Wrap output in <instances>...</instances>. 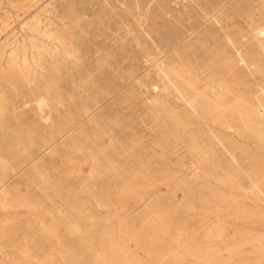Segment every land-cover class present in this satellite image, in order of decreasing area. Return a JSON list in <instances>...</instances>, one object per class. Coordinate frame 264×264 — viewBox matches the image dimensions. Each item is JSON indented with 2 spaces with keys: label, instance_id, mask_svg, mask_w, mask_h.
Masks as SVG:
<instances>
[{
  "label": "rangeland",
  "instance_id": "obj_1",
  "mask_svg": "<svg viewBox=\"0 0 264 264\" xmlns=\"http://www.w3.org/2000/svg\"><path fill=\"white\" fill-rule=\"evenodd\" d=\"M176 3L177 21L173 31L163 20L157 27L162 32L159 63L166 70L162 73L155 67L145 70L104 67L113 62L118 64L122 57L117 55L106 57L103 67H99L94 65L96 54H84L80 60L89 67L36 71L25 74V78L17 75L14 84L9 81L1 84L0 264H102L110 253L109 246L102 244L103 230L109 231L114 240L125 241V255L132 256L138 264H179L180 261V264H244L247 261L264 264L261 255L255 253L264 248L263 240H257L259 235L264 236V201L253 187L258 185L264 192V145L244 129L238 113L230 105L214 109L211 103L195 94L196 90L186 87L183 80L176 81L174 73L182 68L180 72L190 69L199 78L203 76L200 88L214 79V82L225 81L237 98L250 100L258 94L257 97L262 96L264 73L260 70L264 66V38L254 39L247 32L251 23L248 17L255 13L262 18V23L255 20L257 25L264 26V0H209L206 6L191 8ZM167 4L168 1H163L164 8ZM13 27L15 33L24 32V25L19 22H14ZM3 40L0 36V46ZM131 58L136 57L131 55ZM143 59L144 65L150 64L149 56ZM250 102L253 109L261 105L260 109H264V95L262 101ZM175 119L186 127V137L181 136L184 129H178ZM190 137H195L198 149L203 148L205 155L210 156L208 159L214 157V162L210 160L211 163L203 165L195 160ZM225 141L231 144L226 145ZM196 161L203 165H200L202 170ZM212 167L216 168L215 172ZM206 169L215 177L211 174L205 178ZM194 173L198 176L194 175L196 179L192 177ZM229 176L232 183L224 180ZM232 198L235 205L244 208L246 216L232 218L227 214L232 209ZM159 212L169 215L165 226L162 222L158 227L165 235L157 234L153 224L160 222L154 216ZM135 233H139V239L130 240ZM91 235L95 247L88 250ZM259 242L263 245L259 246ZM193 244L200 246L201 251L192 260L185 256L184 249ZM156 252L164 255L154 258L152 255ZM208 256L213 257L212 261ZM122 261L119 264H124Z\"/></svg>",
  "mask_w": 264,
  "mask_h": 264
},
{
  "label": "bare ground",
  "instance_id": "obj_2",
  "mask_svg": "<svg viewBox=\"0 0 264 264\" xmlns=\"http://www.w3.org/2000/svg\"><path fill=\"white\" fill-rule=\"evenodd\" d=\"M49 0H0V36H2V39H4L3 43H1L0 46V87L1 84L5 81H9L10 84H14L15 78L17 75H25L30 74L32 72L36 71H46V70H67V69H82L89 67L88 64H84L81 62V58L84 54H96V60L94 64L95 66L103 67V61L106 57L111 55H117L122 57L121 60H119L115 64V62L110 63L104 67H121L123 69H152V67L158 68V70L161 71V73L165 70L163 65L159 63L160 61V54L162 53L160 48V39L162 36V32L159 30L158 25L159 21L163 20L169 25V30L173 31V25L177 21V16H175L174 13V7L177 4L176 2H180L183 6L187 8H191L193 5H203L206 6L209 4V0H186L184 2L183 0H166L168 1V4L166 7H163V1L165 0H54V2L49 3ZM52 1V0H51ZM175 2L173 5H169L171 2ZM228 3V2H227ZM227 4H225L226 6ZM224 7V6H223ZM130 8L132 9V13L130 12ZM221 10V9H220ZM222 11V10H221ZM220 11V12H221ZM3 12H5V15H3ZM226 12V11H225ZM219 13V12H218ZM216 14V13H215ZM214 14V15H215ZM217 15V14H216ZM259 13H255L254 15L249 16L248 18L251 20V23L248 24L249 36H252L254 39L257 38V36L264 38V26L260 27L257 25V21L262 23L261 16L258 17ZM261 15V14H260ZM185 16V15H183ZM256 16L258 17L256 19ZM91 17V18H90ZM94 17L93 20H91ZM182 17V16H181ZM188 17V16H187ZM213 17V16H212ZM211 17V18H212ZM257 20V21H255ZM192 21V20H191ZM212 21V20H211ZM210 21V22H211ZM14 22H19L24 25V29L21 33H15L13 24ZM207 22V21H206ZM205 24V23H204ZM207 25V24H206ZM188 26V25H187ZM153 27L154 30H153ZM23 28V27H22ZM204 28V27H203ZM202 29V28H201ZM146 30H148L146 32ZM150 30V31H149ZM153 30V31H152ZM199 30V29H198ZM197 30V31H198ZM196 31V32H197ZM195 32V31H194ZM199 32V31H198ZM245 33V32H244ZM243 33V34H244ZM153 34V35H152ZM147 38V36H149ZM248 37V36H247ZM250 38V37H248ZM185 40V39H184ZM251 40V39H250ZM183 42V41H182ZM214 42V41H213ZM115 45L118 47L115 49ZM259 47V46H258ZM212 48V47H211ZM242 48V47H241ZM253 48V47H252ZM174 49V48H173ZM244 49V48H243ZM261 51V50H260ZM259 51V52H260ZM262 52V51H261ZM169 53V52H168ZM254 53V52H253ZM188 54V53H187ZM222 54V53H221ZM131 55H134L136 58H131ZM147 55L150 58V64L144 65L143 62L145 61L143 57ZM166 55V54H165ZM171 55V53H170ZM225 55V54H224ZM167 56V55H166ZM165 56V57H166ZM164 57V56H163ZM138 58V59H137ZM257 58V57H256ZM163 59V58H162ZM164 60V59H163ZM224 60V59H223ZM192 61V60H191ZM232 61V59H231ZM259 63V62H258ZM170 64V63H169ZM198 64V63H197ZM264 64V63H262ZM175 65V64H174ZM243 65V64H242ZM173 67V66H171ZM192 68V66H190ZM199 67V66H198ZM167 68V67H166ZM179 69V68H178ZM182 68H180L181 71ZM196 69V68H195ZM198 69V68H197ZM104 70V69H103ZM170 70V68H169ZM184 70V69H183ZM190 70V69H189ZM183 71L176 73L174 71L175 76H177V80H183L182 83L186 84V87L192 88L191 91L196 90L197 96L200 98L205 99V102L211 103L210 105L213 106L216 110H221L226 105H230L233 110H235L238 113V118L245 126L244 129L248 130L249 134L252 136H257L258 139L262 142L261 144L264 145V109H260L262 107L261 103H258L261 105L259 109H253L254 105L253 100H263V95L260 97H257L250 100H246L245 98H237L236 93L231 90L230 84L227 85V83L222 81H215L216 79H213L212 81H208L207 84H205L202 88L199 86L203 84L200 78L193 72ZM231 70V69H230ZM238 70V69H237ZM149 71V70H148ZM166 71V70H165ZM235 71V70H234ZM262 73H264V66H261ZM68 72V71H67ZM145 72V71H144ZM143 72V73H144ZM159 72V71H158ZM170 72V71H168ZM160 73V72H159ZM160 73V74H161ZM172 73V71H171ZM169 73V74H171ZM232 73V72H231ZM234 73V72H233ZM168 74V73H167ZM166 74V75H167ZM165 75V74H164ZM165 75V76H166ZM172 76V75H171ZM174 76V77H175ZM161 77V76H160ZM218 77V76H216ZM21 78V77H20ZM25 78V76H24ZM28 78V77H27ZM164 78V77H163ZM52 79V78H51ZM211 79V78H210ZM219 79V78H218ZM19 80V79H17ZM167 80V78L165 79ZM172 80V79H171ZM209 80V79H208ZM222 80V77H221ZM23 81V80H22ZM136 81V80H135ZM170 81V80H169ZM175 81V82H176ZM232 81H235L232 79ZM8 83V82H7ZM16 83V82H15ZM168 83V81H167ZM174 83V81H173ZM242 83V82H241ZM245 83V82H244ZM171 84V83H170ZM182 85V84H181ZM241 85V84H240ZM8 86V84H7ZM141 86V85H140ZM173 85H171L172 87ZM180 86V84H179ZM235 86V85H234ZM238 86V85H237ZM15 87V86H14ZM185 87V88H186ZM239 87V86H238ZM139 88V87H138ZM184 88V89H185ZM1 89V88H0ZM148 89V88H147ZM188 89V90H189ZM194 89V90H193ZM13 90V88H12ZM176 90V89H175ZM183 90V89H182ZM187 90V89H186ZM20 91V90H19ZM44 91V90H43ZM181 91V90H180ZM163 92H165L163 90ZM190 92V91H189ZM260 92V91H259ZM177 93V92H176ZM192 93V92H191ZM13 94V93H12ZM63 94V93H62ZM119 94V93H118ZM186 94V93H185ZM181 95V94H180ZM178 94V96H180ZM241 96V95H240ZM253 96V95H252ZM196 97V96H195ZM198 97V98H199ZM219 97V98H218ZM6 98V97H5ZM25 98V97H24ZM181 98V97H180ZM197 98V97H196ZM199 98V99H200ZM247 98V97H246ZM129 99V98H128ZM5 99L3 98V101ZM12 100V98H11ZM184 100V98H183ZM109 101V100H108ZM190 101V100H189ZM160 102V101H159ZM228 102V103H227ZM250 102V104L248 103ZM40 103V102H39ZM157 103V102H156ZM204 103V102H203ZM252 103V104H251ZM2 104V102H1ZM10 104V103H9ZM158 104V103H157ZM186 104V103H185ZM264 104V103H263ZM51 105V104H50ZM94 105V104H93ZM253 105V106H252ZM5 106V105H4ZM2 106V107H4ZM164 106V105H162ZM193 108L194 106L191 105ZM207 106V105H206ZM160 107V106H159ZM200 107V106H199ZM202 107V106H201ZM264 107V106H263ZM1 108V107H0ZM7 108V107H6ZM100 108V107H99ZM98 108V109H99ZM209 108V106H208ZM227 108V107H226ZM4 109V108H3ZM84 109V108H83ZM167 109V108H166ZM196 109V107H195ZM230 109V107H228ZM8 110V109H7ZM225 110V109H224ZM4 111V110H3ZM166 111V110H165ZM164 111V113H165ZM169 111V110H168ZM191 111V110H190ZM202 111V110H201ZM208 111V110H207ZM8 113V112H6ZM168 113V112H167ZM170 113V114H169ZM169 117L171 115V111L169 112ZM10 114V113H9ZM19 114V113H18ZM42 114V113H41ZM1 115V114H0ZM3 115V114H2ZM1 115V116H2ZM5 115V114H4ZM161 115V114H160ZM0 116V117H1ZM167 116V115H166ZM188 117V115H186ZM165 117V116H163ZM235 117V116H234ZM166 119V118H165ZM172 119V118H171ZM199 119V118H198ZM169 120V119H168ZM176 120V119H175ZM238 120V119H236ZM3 121V120H2ZM167 121V120H166ZM170 121V120H169ZM200 121V120H199ZM173 122V121H172ZM1 123V122H0ZM178 129L181 127L183 128V123L180 121H177ZM200 123V122H199ZM234 123V122H233ZM2 124V123H1ZM3 125V124H2ZM203 125V124H202ZM236 125V123H235ZM240 125V124H237ZM175 125V128L177 127ZM191 126V125H190ZM189 126V127H190ZM228 126V125H227ZM242 127V124L240 125ZM77 127V126H76ZM188 127V129H189ZM236 127V126H235ZM234 127V128H235ZM238 127V128H241ZM174 128V129H175ZM180 128V129H181ZM237 128V127H236ZM74 129V128H73ZM72 129V130H73ZM172 129V128H171ZM184 129V128H183ZM182 130V129H181ZM239 130V129H237ZM236 130V131H237ZM243 130V129H242ZM240 129V132L242 131ZM243 130V132H245ZM96 131V130H95ZM177 129H175V132ZM183 132L181 133L184 135V131L187 132V129L185 127ZM178 132V131H177ZM210 132V131H209ZM242 132V133H243ZM24 133V132H23ZM174 133V132H173ZM172 133V134H173ZM180 134V132H178ZM177 134L174 133V137ZM187 135H190L187 134ZM220 135V134H219ZM1 136V135H0ZM66 136V135H65ZM102 136V135H101ZM172 136V137H173ZM180 135H178L179 137ZM185 136V135H184ZM212 136V135H211ZM34 137V136H33ZM186 137V136H185ZM214 137V135H213ZM220 137V136H219ZM4 138V137H2ZM68 138V137H66ZM184 138V137H183ZM198 139V137L196 136ZM206 138V136H205ZM74 139V138H73ZM80 139V138H79ZM180 139V137L178 138ZM191 139V151L196 156L195 160L198 159L200 163H204L203 165H206L207 163H211L214 160L208 159L209 157L205 155L204 149H198L197 141L195 137H190ZM207 139V138H206ZM214 139H216L214 137ZM229 139V137L227 138ZM20 140V139H19ZM40 140V139H39ZM176 140V139H175ZM217 140V139H216ZM225 140V139H224ZM235 140V139H234ZM75 141V140H74ZM113 141V140H112ZM140 141V140H139ZM174 141V140H173ZM180 141V140H179ZM189 141V140H188ZM206 141V140H205ZM221 141V139H220ZM232 141V140H231ZM63 142V141H62ZM142 142V141H141ZM175 142V141H174ZM173 142V144H174ZM183 142V141H182ZM217 142V141H216ZM226 145L229 143L228 141H225ZM228 142V143H227ZM252 142V141H251ZM99 143V142H98ZM179 144V142H176ZM181 143V141H180ZM204 143V141H203ZM202 143V144H203ZM212 143V142H211ZM220 143V142H219ZM223 143V141L221 142ZM220 143V144H221ZM3 144V143H2ZM174 144V145H178ZM185 144V143H184ZM231 144V143H229ZM237 144V143H236ZM235 144V145H236ZM183 145V143H182ZM181 145V146H182ZM189 145V144H188ZM217 145V144H216ZM215 145V146H216ZM233 145V144H232ZM234 145V146H235ZM24 146V145H23ZM138 146V145H137ZM180 146V145H179ZM185 146V145H183ZM221 146V145H220ZM224 146V143L222 147ZM231 146V145H230ZM188 147V146H187ZM232 147V146H231ZM190 148V145H189ZM80 149V148H79ZM91 149V148H90ZM184 149V148H183ZM210 149V148H209ZM219 149V147H218ZM224 149V148H223ZM186 150V148H185ZM241 150V148H240ZM188 151V150H187ZM223 151V150H222ZM262 151V150H261ZM191 152V153H192ZM214 152V151H213ZM212 152V153H213ZM224 152H226L224 150ZM176 153V152H175ZM210 153V152H209ZM211 153V154H212ZM219 153V152H218ZM244 153V152H243ZM214 154V153H213ZM52 155V154H51ZM210 155V154H209ZM173 156V155H172ZM192 156V155H190ZM216 156V155H214ZM48 157V156H47ZM189 157V156H188ZM194 157V156H193ZM216 158V157H215ZM232 158V157H231ZM246 158V157H245ZM37 159V158H36ZM192 159V157H191ZM251 159V158H250ZM40 160V159H39ZM193 160V159H192ZM212 160V161H210ZM216 160V159H215ZM219 159H217L218 162ZM233 160V158H232ZM252 160V159H251ZM189 161V160H188ZM194 161V160H193ZM196 161V162H198ZM220 161V160H219ZM216 162V161H215ZM232 162V161H231ZM195 163V162H194ZM199 164V168L202 170V164ZM206 163V164H205ZM41 164V163H40ZM45 165V164H44ZM66 165V164H65ZM202 165V166H200ZM214 165V164H213ZM212 165V166H213ZM28 166V165H27ZM142 166V165H141ZM195 166V164H194ZM193 166V167H194ZM211 167V165H208ZM207 166V169H210ZM217 166V165H214ZM213 166V167H214ZM43 167V166H42ZM192 167V168H193ZM212 167V168H213ZM4 168V167H3ZM204 168V167H203ZM206 168V167H205ZM39 169V168H38ZM196 169V168H195ZM206 169V170H207ZM214 169V168H213ZM216 169V168H215ZM215 169L213 172H215ZM194 170V169H193ZM197 170V169H196ZM199 170V169H198ZM200 170V172H201ZM204 170V169H203ZM192 171V170H191ZM207 170V175L204 174V177L211 175L212 172H209ZM212 171V169H211ZM217 171V170H216ZM4 172V171H3ZM171 172V171H170ZM169 172V174H170ZM196 172V171H195ZM203 172V171H202ZM221 172V170H220ZM49 173V171H48ZM199 173V171H198ZM205 173V172H204ZM19 174V173H18ZM140 174V173H139ZM173 174V173H172ZM171 174V175H172ZM228 174V173H227ZM232 174V173H231ZM134 175V173H133ZM174 175V174H173ZM177 175V174H176ZM195 173L192 175L193 178ZM213 175V174H212ZM230 175V174H229ZM234 175V174H233ZM33 176V175H32ZM47 176V175H46ZM50 176V175H49ZM167 176V175H166ZM175 176V175H174ZM172 176V178L174 177ZM197 176V175H195ZM202 176V175H201ZM214 176V175H213ZM191 177V178H192ZM198 177V176H197ZM205 177V178H206ZM211 177V176H210ZM215 177V176H214ZM225 177V175L223 176ZM46 178V177H45ZM202 178V177H201ZM218 178V177H217ZM132 179V178H131ZM170 179V178H169ZM196 179V178H195ZM204 179V178H202ZM209 179V178H208ZM11 180V179H10ZM29 180V179H28ZM135 180V178H134ZM134 180H132L134 182ZM226 180L228 183H232V178L229 176ZM30 181V180H29ZM137 181V180H136ZM222 181V180H221ZM213 182V181H212ZM218 182V181H217ZM225 182V181H224ZM189 183V182H188ZM33 184V183H32ZM133 184V183H132ZM137 185V184H135ZM134 185V186H135ZM219 185V184H218ZM133 186V187H134ZM152 186V184H151ZM155 186V185H154ZM127 187V186H126ZM150 187V186H149ZM148 187V188H149ZM255 187L256 194L261 199V201H264V192L261 189L260 186L256 185ZM136 188V187H134ZM138 188V186H137ZM141 188V187H140ZM152 188V187H150ZM32 189V188H31ZM145 189V188H144ZM147 189V188H146ZM253 189V188H252ZM126 190V189H125ZM138 190V189H137ZM154 190V189H153ZM175 190V189H174ZM235 190V189H234ZM251 189H249L250 191ZM130 191H132L130 189ZM142 191V190H141ZM148 191H151L148 189ZM233 191V190H232ZM253 191V190H252ZM3 192V191H2ZM128 192V191H127ZM138 192V191H137ZM246 192V191H245ZM251 192V191H250ZM130 193V192H129ZM134 193V192H133ZM139 193H141L139 191ZM214 193V192H213ZM248 193V192H246ZM252 193V192H251ZM250 193V194H251ZM44 194V193H43ZM126 194V193H125ZM124 194V195H125ZM138 194V193H136ZM142 194V193H141ZM218 194V193H217ZM255 194V195H256ZM1 195V194H0ZM123 195V194H122ZM130 195V194H128ZM149 195V194H148ZM168 195V194H167ZM213 195V194H212ZM2 196V195H1ZM22 198V197H21ZM58 198V197H57ZM95 198V197H94ZM168 198V197H167ZM200 198V197H199ZM223 198V197H222ZM250 198V197H248ZM247 198V199H248ZM161 199V198H160ZM45 200V199H44ZM60 200V199H59ZM225 200V199H224ZM257 200V199H256ZM175 201V200H174ZM226 201H224L225 203ZM234 200L232 198L230 206L227 214L237 218L239 215L243 217L244 208H242L240 205H235ZM256 203V202H255ZM43 204V203H42ZM140 204V203H139ZM216 204V203H215ZM53 206V205H52ZM228 206V205H227ZM256 206V205H255ZM187 207V206H186ZM192 207V206H191ZM261 206H259L260 209ZM85 208V207H84ZM198 208V207H196ZM251 208V207H249ZM248 208V209H249ZM255 208V207H254ZM5 209V208H4ZM252 209V208H251ZM169 210V209H168ZM172 210V209H171ZM170 210V211H171ZM187 210V209H186ZM191 210V209H190ZM222 210V209H221ZM175 211V209H174ZM173 211V213H174ZM188 211V210H187ZM218 211V210H217ZM52 212V211H51ZM149 212V211H148ZM165 212V210H164ZM168 212V211H166ZM165 212V213H166ZM177 212V211H176ZM190 212V211H188ZM194 213V210L192 211ZM190 212V213H192ZM196 212V211H195ZM250 212V211H249ZM248 212V213H249ZM165 213H153L156 217L155 219L160 220V222H153L155 227L160 226L162 223V226H165L163 224L166 223L167 216L169 215ZM218 212H216L217 214ZM148 214V213H147ZM151 214V213H150ZM171 214V213H170ZM176 214V213H175ZM205 214V213H204ZM210 214V213H209ZM212 214V213H211ZM219 214V213H218ZM226 214V215H227ZM188 215V214H187ZM196 215V214H195ZM246 216V214H244ZM263 215V214H262ZM175 216V215H174ZM189 216V215H188ZM191 216V215H190ZM225 216V215H224ZM147 217V216H146ZM151 217V215H150ZM175 216L174 218H176ZM187 217V216H186ZM219 217V216H218ZM221 217V216H220ZM219 217V218H220ZM226 218H230L225 216ZM224 217V218H225ZM154 218V217H153ZM217 218V216H216ZM234 218V219H235ZM249 218V216H248ZM149 219V215H148ZM190 219V218H188ZM244 219V218H243ZM246 219V218H245ZM86 220V219H85ZM171 220V219H170ZM170 220H167L170 221ZM205 220V219H204ZM238 220V219H236ZM241 220V218L239 219ZM249 221L247 223L250 222ZM147 221V220H146ZM150 221H152L150 219ZM232 221H234L232 219ZM245 221V220H244ZM72 222V221H71ZM87 222V221H86ZM237 222V221H236ZM144 223V222H143ZM146 223V222H145ZM160 223V224H159ZM149 224L146 223L145 225ZM152 222H150V226L153 225ZM144 225V224H143ZM144 225V226H145ZM153 225V227H154ZM1 226V225H0ZM51 226V225H49ZM152 227V228H153ZM154 227V228H155ZM161 227V226H160ZM2 228V227H1ZM55 228V227H54ZM95 227V232L97 231ZM149 228V227H148ZM151 228V229H152ZM90 229V228H89ZM108 229V228H107ZM160 229V228H159ZM157 230V234L164 232L161 230ZM53 230V229H52ZM143 231V227L141 229ZM150 230V229H149ZM167 230V229H166ZM170 230V228H169ZM220 230V229H219ZM56 231V230H55ZM137 231V230H136ZM147 231V230H146ZM153 231V229H152ZM156 231V229H155ZM211 231V230H210ZM5 232V231H4ZM93 232V231H92ZM216 232V231H215ZM248 232V231H247ZM3 233V232H2ZM145 233V232H143ZM181 233V232H180ZM179 233V234H180ZM183 233V232H182ZM218 233H220L218 231ZM253 232L249 233L252 234ZM257 233V232H256ZM260 233V232H259ZM1 234V233H0ZM71 234V233H70ZM139 233H135L131 237H129L130 240H135L137 238ZM141 234V231H140ZM148 234V233H146ZM209 234V233H207ZM125 235V234H124ZM123 235V236H124ZM127 235V234H126ZM161 235V234H160ZM165 235V234H164ZM187 235V234H186ZM213 235V234H212ZM217 236V233L214 234ZM223 235V233H222ZM254 235V234H252ZM257 235V234H256ZM259 235V234H258ZM159 236V235H158ZM163 237V235H161ZM211 236V235H210ZM250 236V235H249ZM49 237V236H48ZM220 237V236H218ZM248 239V236H246ZM245 237V238H246ZM252 237V236H251ZM249 237V238H251ZM254 237V236H253ZM257 237V236H256ZM255 237V238H256ZM84 238V237H83ZM128 239V237H126ZM166 238V236H165ZM223 238V237H222ZM258 241L264 242V236L259 235L257 237ZM55 239V238H54ZM139 239V238H137ZM155 239V238H154ZM164 239V238H163ZM181 239V238H180ZM215 239V238H212ZM219 239V238H218ZM224 239V238H223ZM222 239V240H223ZM254 239V238H253ZM101 240L102 244H106L109 246L110 253L106 255V257L102 260H100V263L102 261V264H119V260H124V264H138L134 262L132 259V256H126L125 255V241L119 242L114 240L113 237L110 236V232L103 230L101 233ZM120 240V239H119ZM149 240V239H148ZM183 240V239H182ZM256 240V239H255ZM218 242V240H215ZM214 241V242H215ZM221 241V239H220ZM257 241V243H258ZM128 242V241H127ZM126 242V243H127ZM156 242V241H155ZM154 242V243H155ZM164 241L161 243L163 244ZM249 242V241H248ZM252 242V241H251ZM256 242V241H255ZM95 241L94 238L91 235V238L89 240V247L88 250H91V248H94ZM158 243V242H157ZM172 243V242H171ZM254 243V242H253ZM262 243V242H261ZM51 244V243H50ZM59 244V243H58ZM57 244V245H58ZM130 244V243H128ZM177 244V243H176ZM175 244V245H176ZM206 244V243H204ZM209 244V243H207ZM256 244V243H254ZM260 244V242H259ZM86 245V244H85ZM127 245V244H126ZM181 245V244H180ZM186 245V244H185ZM188 245V244H187ZM202 245V244H201ZM228 245V244H227ZM257 245V244H256ZM263 245V243H262ZM261 244L259 246H262ZM103 246V245H102ZM211 246V245H210ZM215 246V245H214ZM86 247V246H85ZM105 247V246H104ZM130 247V246H129ZM128 247V248H129ZM203 247V246H202ZM212 247V246H211ZM248 247V246H247ZM155 248V247H154ZM153 248V249H154ZM158 248V247H157ZM176 248V247H175ZM197 245H191L187 247L186 249H182L185 256H190L191 258L196 257L197 253L201 250H199ZM207 247H203V249L206 250ZM215 248V247H214ZM218 248V246H217ZM240 248V247H239ZM245 248V247H244ZM258 249L256 254L259 253L261 255V259L264 261V248ZM85 248L84 250H86ZM150 249V248H149ZM208 249V248H207ZM256 249V248H255ZM102 250V249H101ZM156 250V249H155ZM154 250V251H155ZM181 250V251H182ZM213 250V249H211ZM235 250V249H234ZM237 250V249H236ZM107 251V252H109ZM147 251V250H146ZM175 251V250H174ZM180 251V252H181ZM183 251L181 253H183ZM210 250H208L209 252ZM215 251V250H214ZM220 251V250H219ZM232 251V250H231ZM151 252V251H150ZM149 252V254H150ZM153 252V251H152ZM20 253V252H19ZM27 253V252H26ZM131 253V252H130ZM162 252H160L161 254ZM167 253V252H166ZM180 253V254H181ZM216 252H214L215 254ZM236 253V252H235ZM238 253V250H237ZM240 253V252H239ZM127 254H129L127 252ZM159 253H153L154 258L160 259L161 255H158ZM173 254V253H172ZM171 254V255H172ZM232 254V253H231ZM254 254V253H253ZM26 255V254H25ZM28 255V254H27ZM147 255V254H146ZM164 255V254H163ZM170 255V253H169ZM200 255V253H199ZM210 255V254H209ZM220 255V254H219ZM237 255V254H236ZM99 256V255H98ZM137 256V255H136ZM149 256V255H148ZM173 256V255H172ZM181 256V255H180ZM211 256V255H210ZM208 256V259L210 258ZM231 256V255H230ZM138 257V256H137ZM151 257V258H153ZM166 256H164L165 259ZM176 257V256H175ZM213 257H215L213 255ZM210 258L211 259H213ZM234 258V256H232ZM255 257V256H254ZM101 258V257H100ZM150 258V257H148ZM163 258V257H162ZM161 258V261H163ZM171 258V257H170ZM174 258V257H173ZM179 258V257H178ZM192 258V260H193ZM221 258V257H220ZM219 258V259H220ZM243 258V256H242ZM248 258V257H247ZM43 259V258H42ZM141 259V258H140ZM183 259V258H182ZM215 259V258H214ZM219 259L217 262L220 263ZM239 259V258H238ZM260 259V260H261ZM44 260V259H43ZM48 260V259H47ZM126 260V262H125ZM167 260V257L165 261ZM169 260V259H168ZM175 260V259H173ZM178 260V259H177ZM188 260V259H185ZM190 260V259H189ZM188 260V261H189ZM196 260V259H194ZM209 260V261H210ZM223 260V259H222ZM51 261V260H50ZM164 261V262H165ZM207 261V262H209ZM212 261V260H211ZM243 261V260H242ZM259 261V260H258ZM36 262V261H35ZM63 262V261H62ZM151 262V261H150ZM154 262V261H152ZM158 262V260H157ZM168 262V261H167ZM171 262V261H169ZM173 262V261H172ZM177 262V261H176ZM185 262V261H184ZM216 262V263H217ZM232 262V261H231ZM248 262V261H247ZM244 264H248V263ZM257 262V261H256ZM178 263V262H177ZM181 261L179 262V264ZM183 263V262H182ZM215 263V261H214ZM223 263V261H222ZM226 263V262H225ZM224 263V264H225ZM241 263V262H239ZM250 263V261H249ZM69 264V263H68ZM97 264V263H96ZM150 264V263H149ZM159 264V263H158ZM163 264V263H162ZM194 264V263H193ZM242 264V263H241ZM252 264V263H251ZM256 264V263H255ZM261 264V263H259ZM263 264V262H262Z\"/></svg>",
  "mask_w": 264,
  "mask_h": 264
}]
</instances>
